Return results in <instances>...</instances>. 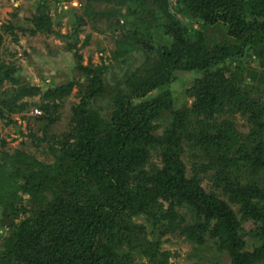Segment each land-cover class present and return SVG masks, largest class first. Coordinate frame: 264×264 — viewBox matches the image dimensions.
<instances>
[{
    "label": "trees",
    "instance_id": "1",
    "mask_svg": "<svg viewBox=\"0 0 264 264\" xmlns=\"http://www.w3.org/2000/svg\"><path fill=\"white\" fill-rule=\"evenodd\" d=\"M150 1L172 40L170 45L155 46L151 37L129 29L119 41L117 56L140 46L156 52L147 60L146 72L136 69L126 77L127 90L120 88L115 96L111 119L102 120L87 107L90 99L104 93L101 69L81 65L91 82L75 107L73 145L64 144L53 164L38 169L33 163L40 162L23 152L17 159L6 154L7 164L14 169L6 172L0 167L5 213L16 219L20 211L28 212L27 206H18L19 191L30 194L31 207L29 216L9 227L0 264H137L144 258L152 264H167L160 238H148L146 225L137 220L142 214L160 223V235L180 230L198 243L210 236L229 255L230 264L264 261V105L243 95L220 73L221 63L242 57L249 44L264 36V0H176L177 10L170 8L168 0H135L132 14L150 12ZM180 16L200 23L203 30L196 38ZM43 18L36 16L34 24L41 28ZM220 28L227 43L211 42L204 33ZM8 70L0 65V88L10 78ZM177 71L201 74L196 79L200 91L192 116L211 118L227 106L251 114L252 129L245 142L238 147L231 122L218 130L193 127L192 119L185 118L190 109L180 111L164 98L152 97L153 92L170 87ZM72 85L56 90L69 92ZM10 95L4 104L12 110L15 104L10 103ZM166 110L174 118L169 128L157 134V122ZM185 145L200 158L191 179L183 160ZM234 147L238 154L231 156ZM152 151L161 158V167L150 161ZM211 164L228 183L224 194H230L241 216L224 197L201 186L199 170ZM250 220L262 241L253 251L246 249L244 223Z\"/></svg>",
    "mask_w": 264,
    "mask_h": 264
},
{
    "label": "rangeland",
    "instance_id": "2",
    "mask_svg": "<svg viewBox=\"0 0 264 264\" xmlns=\"http://www.w3.org/2000/svg\"><path fill=\"white\" fill-rule=\"evenodd\" d=\"M168 1L170 8L177 10L176 0ZM134 2L135 0H0V65H7L11 71H6L10 73V78L5 79L0 88V167L6 172L14 169L7 164L6 154L17 159L18 153L23 152L32 160L40 162L33 163L34 169H38L53 164L64 144L67 148L73 145L75 107L84 99L91 82L81 65L101 69L104 93L90 99L87 107L89 111H95L102 120L109 121L115 109V96L121 91L120 88L127 90L124 83L126 77L136 69L144 68L142 73L146 72L145 68L149 67L147 60L153 58L156 52L152 48L140 46L129 54L117 56L119 41L131 29L151 37L155 46L170 45L172 39L165 34L160 12H153L155 6L152 1L148 2L149 5L146 4L150 7V12L146 9L142 16L132 14ZM40 15L45 17L41 28L33 22ZM180 19L186 23L191 37L196 38L199 29H202L200 23H191L187 17L180 16ZM204 33L211 42H228L223 37L222 28L207 29ZM246 49L248 52L242 57L238 55L221 63L220 67L224 70L220 73L243 95L263 106L264 36L256 38L254 44H249ZM218 68L216 66L214 69ZM176 74V79L168 89L163 92L155 91L151 94L152 97L158 95L180 111L190 109L192 113L185 118L189 121L192 119L193 127L206 126L218 130L226 121L231 122L229 126L237 139L238 147L241 142L246 141V136L252 129L248 119L251 114H243L233 106H227L211 118L198 113L192 116L196 112L194 107L200 91L196 86V79L201 74L185 71H177ZM15 79L17 82H14ZM70 83L73 85L69 92L56 90L59 86ZM9 93H13V97L10 95V103L15 104L11 107L12 110L4 104ZM162 114L157 122V134H162L169 128L174 118L169 110ZM184 148L186 176L191 179L198 170L195 164L200 158L187 145ZM237 149L234 147L230 155L238 154ZM151 154L153 156L150 161L161 167V158L154 155V151ZM216 169L211 164L206 169L199 170L201 186L224 197L241 216L238 205L229 198L230 194H224V187L228 183L222 181V175ZM23 182L20 180V183ZM18 195L21 197L18 206L20 209L21 205L27 206L28 212L20 211L16 219H10L6 215L4 202L0 201V251L5 248L9 227L30 215V194L19 191ZM158 202L168 205L163 199ZM7 218L9 221L5 224L3 220ZM137 220L146 225L148 238H160L161 251L168 254L167 264H230L229 255L220 250L210 236L205 237L204 243H198L186 238L180 230L160 235V223L155 222L152 215L142 214ZM244 227L247 233L246 249L253 251L262 244L254 233L256 224L250 220L244 223ZM137 264L152 263L144 258L139 259ZM260 264H264V261Z\"/></svg>",
    "mask_w": 264,
    "mask_h": 264
},
{
    "label": "water",
    "instance_id": "3",
    "mask_svg": "<svg viewBox=\"0 0 264 264\" xmlns=\"http://www.w3.org/2000/svg\"><path fill=\"white\" fill-rule=\"evenodd\" d=\"M7 221H9L8 218H7Z\"/></svg>",
    "mask_w": 264,
    "mask_h": 264
}]
</instances>
